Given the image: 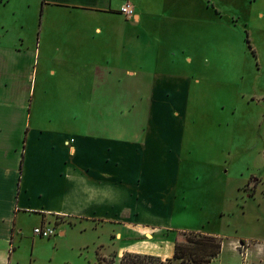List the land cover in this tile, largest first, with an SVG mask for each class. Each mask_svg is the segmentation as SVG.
I'll return each instance as SVG.
<instances>
[{
    "label": "rangeland",
    "instance_id": "1",
    "mask_svg": "<svg viewBox=\"0 0 264 264\" xmlns=\"http://www.w3.org/2000/svg\"><path fill=\"white\" fill-rule=\"evenodd\" d=\"M149 1L165 11L129 44L135 57L126 64L146 59L175 85L152 93L156 78L146 70L123 79L116 70L94 76L73 61L74 14L56 5L44 10V0H0V88H30L34 74L31 91L0 93V99L28 102L32 127L42 125L56 139L105 136L117 131L109 122L118 118L126 139L141 147L150 122L157 131L156 168L142 152L132 166L139 180L126 182L141 194L134 199L140 218L186 228L176 230L177 238L219 234L222 249L212 264H264V0ZM76 13L86 36L90 22L103 20ZM136 87L141 91L132 92ZM32 215L23 230L29 236L16 241L6 264H106L110 258L120 264L128 252L118 254L121 224L113 221L68 218L61 234L65 218L54 216L56 232L32 242ZM127 228L126 245L156 238L164 253L174 248L169 227ZM241 241L246 252L236 245Z\"/></svg>",
    "mask_w": 264,
    "mask_h": 264
},
{
    "label": "crops",
    "instance_id": "2",
    "mask_svg": "<svg viewBox=\"0 0 264 264\" xmlns=\"http://www.w3.org/2000/svg\"><path fill=\"white\" fill-rule=\"evenodd\" d=\"M131 1L136 7L132 18H127L120 11L124 0H44V10L49 5H56L75 15V36L70 38L69 45L73 61L79 67L83 62L86 71L94 76L116 70L121 72L122 79L126 74L136 76L145 70L153 71L151 73H154L153 77L156 79L152 93H156L165 86L175 85L172 76L155 72V66L148 63L145 57H139L141 60L145 59L139 63L126 64V60L133 56L129 44L135 43L133 40H137L145 29L152 27L149 24L151 19L163 14L165 8L157 9L158 5H149V0ZM78 11L85 12L90 17L95 15L96 18H103L102 21L90 22L91 24L86 22L90 24L88 36L77 20ZM31 78L30 88L27 84L20 87L6 83V86L0 88V93L29 92L34 84V74ZM145 84L144 88L148 87ZM136 88L132 92L141 91V88ZM121 92H124L123 88ZM29 113L28 102H13L5 99V96L0 99V264H6L8 256L16 247V241L21 243L29 236L23 230L32 213L36 215L34 227L40 224L54 225L51 219L54 216L65 218L59 223L61 234L66 232L65 225L71 223L68 218H83L95 225L106 221L118 222L121 224L116 232L117 241H121L117 245L119 255L126 250L154 252L164 256L174 254L178 234L176 230L184 231L186 228L175 229L144 221L140 218L139 200H134L141 197V194L126 185L127 181L134 184L139 180L138 173L134 177L132 166L140 161V153L143 152L144 159L153 169L156 168L157 157L154 150L157 131L151 127L150 122L145 143L140 147L134 139H126L123 127L120 130L118 118L116 122H109L113 124L112 127L118 124L117 131L105 136L61 133L56 139L54 132L45 130L42 125L34 129L29 122ZM125 167L128 169L121 170ZM123 210L129 211L130 215L122 214ZM153 225L161 229L169 227L170 231H174L172 252L170 248L165 253L162 251L164 241L155 242V234V239L151 238V242L143 243L147 245H138L139 242L126 245L124 237L127 227L137 229L139 226ZM148 232L149 230L146 231ZM36 235L38 234L33 231L32 242ZM215 235L220 238L219 234Z\"/></svg>",
    "mask_w": 264,
    "mask_h": 264
},
{
    "label": "trees",
    "instance_id": "3",
    "mask_svg": "<svg viewBox=\"0 0 264 264\" xmlns=\"http://www.w3.org/2000/svg\"><path fill=\"white\" fill-rule=\"evenodd\" d=\"M221 249L222 241L215 234L205 233L194 238L188 234L184 239H176L173 256L162 259L153 254L128 251L123 254L120 264H209L220 254ZM174 259L181 262H174ZM98 264H101V260ZM106 264H115V260L110 258Z\"/></svg>",
    "mask_w": 264,
    "mask_h": 264
},
{
    "label": "built area",
    "instance_id": "4",
    "mask_svg": "<svg viewBox=\"0 0 264 264\" xmlns=\"http://www.w3.org/2000/svg\"><path fill=\"white\" fill-rule=\"evenodd\" d=\"M120 11L127 17L132 18L136 13L135 4L131 0H124L120 6ZM34 232L40 236H51L56 232V226L48 224H40L34 227ZM242 252H246L247 245L243 241L236 243Z\"/></svg>",
    "mask_w": 264,
    "mask_h": 264
}]
</instances>
